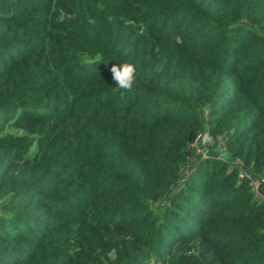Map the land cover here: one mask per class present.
<instances>
[{"label":"trees","instance_id":"obj_1","mask_svg":"<svg viewBox=\"0 0 264 264\" xmlns=\"http://www.w3.org/2000/svg\"><path fill=\"white\" fill-rule=\"evenodd\" d=\"M259 176L264 0H0V264H264Z\"/></svg>","mask_w":264,"mask_h":264},{"label":"clouds","instance_id":"obj_2","mask_svg":"<svg viewBox=\"0 0 264 264\" xmlns=\"http://www.w3.org/2000/svg\"><path fill=\"white\" fill-rule=\"evenodd\" d=\"M110 72L112 74V80L116 84V87H114V89L118 91H132L133 86L137 82V69L133 63L122 62L119 64H114L111 67Z\"/></svg>","mask_w":264,"mask_h":264},{"label":"built area","instance_id":"obj_3","mask_svg":"<svg viewBox=\"0 0 264 264\" xmlns=\"http://www.w3.org/2000/svg\"><path fill=\"white\" fill-rule=\"evenodd\" d=\"M201 135L199 134L197 136V140L198 141L200 139ZM197 143V142H196ZM196 145V144H195ZM222 145V144H221ZM206 146V145H205ZM207 146H211V144H208L207 143ZM245 176V173L244 172H241L239 174V178H243ZM264 184V176H259L257 179L255 180H250V187L252 188V192L255 196L256 199H258L259 201H262L264 202V193L262 191L264 190H261V185Z\"/></svg>","mask_w":264,"mask_h":264},{"label":"crops","instance_id":"obj_4","mask_svg":"<svg viewBox=\"0 0 264 264\" xmlns=\"http://www.w3.org/2000/svg\"><path fill=\"white\" fill-rule=\"evenodd\" d=\"M197 144H199V143H197ZM203 144V143H202ZM204 145V144H203ZM211 151V150H210ZM197 153H199L198 155H197ZM211 154V155H210ZM209 154V151L206 149V147L205 146H202V145H197L196 147H195V156H196V158L195 157H193V163L197 160V159H199V158H202V157H207L208 155L209 156H212L213 155V153H210ZM223 155V153H217L215 156H217V157H219V158H221V156ZM195 158V159H194ZM192 163V164H193Z\"/></svg>","mask_w":264,"mask_h":264},{"label":"rangeland","instance_id":"obj_5","mask_svg":"<svg viewBox=\"0 0 264 264\" xmlns=\"http://www.w3.org/2000/svg\"><path fill=\"white\" fill-rule=\"evenodd\" d=\"M210 153H214V152L209 150V154H210ZM198 154H199V153H197V155H198ZM210 155H211V154H210ZM221 155H222V154H221ZM212 156H215V155H212ZM194 157L196 158V156H194ZM195 158H194V159H195ZM221 158H227V156H226L225 154H223V155L221 156ZM192 161H193V159H192Z\"/></svg>","mask_w":264,"mask_h":264}]
</instances>
